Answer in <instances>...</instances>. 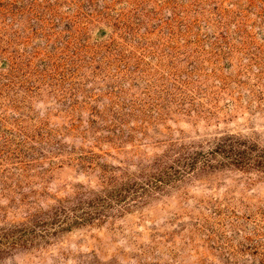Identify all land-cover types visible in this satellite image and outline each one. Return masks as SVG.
<instances>
[{
	"label": "rangeland",
	"instance_id": "1",
	"mask_svg": "<svg viewBox=\"0 0 264 264\" xmlns=\"http://www.w3.org/2000/svg\"><path fill=\"white\" fill-rule=\"evenodd\" d=\"M0 264H264V0H0Z\"/></svg>",
	"mask_w": 264,
	"mask_h": 264
}]
</instances>
